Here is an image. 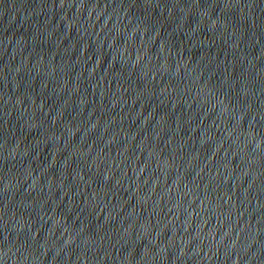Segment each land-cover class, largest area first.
<instances>
[{"label": "water", "instance_id": "95a60500", "mask_svg": "<svg viewBox=\"0 0 264 264\" xmlns=\"http://www.w3.org/2000/svg\"><path fill=\"white\" fill-rule=\"evenodd\" d=\"M0 264H264V0H0Z\"/></svg>", "mask_w": 264, "mask_h": 264}]
</instances>
